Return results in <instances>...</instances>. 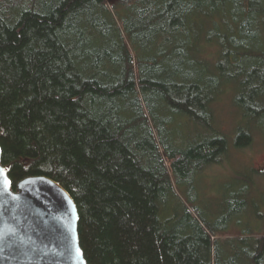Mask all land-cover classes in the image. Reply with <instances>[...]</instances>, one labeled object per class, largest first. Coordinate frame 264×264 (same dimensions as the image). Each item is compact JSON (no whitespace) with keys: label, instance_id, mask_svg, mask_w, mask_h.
<instances>
[{"label":"trees","instance_id":"trees-1","mask_svg":"<svg viewBox=\"0 0 264 264\" xmlns=\"http://www.w3.org/2000/svg\"><path fill=\"white\" fill-rule=\"evenodd\" d=\"M229 82L243 149L264 134V0H0L1 162L13 189L46 176L70 194L88 264H264V217L240 223L250 186L216 218L170 213L173 175L195 185L227 153ZM182 123L201 132L172 137Z\"/></svg>","mask_w":264,"mask_h":264},{"label":"water","instance_id":"water-1","mask_svg":"<svg viewBox=\"0 0 264 264\" xmlns=\"http://www.w3.org/2000/svg\"><path fill=\"white\" fill-rule=\"evenodd\" d=\"M0 169V264H88L78 235L79 214L70 194L46 176L11 186Z\"/></svg>","mask_w":264,"mask_h":264},{"label":"rangeland","instance_id":"rangeland-1","mask_svg":"<svg viewBox=\"0 0 264 264\" xmlns=\"http://www.w3.org/2000/svg\"><path fill=\"white\" fill-rule=\"evenodd\" d=\"M204 46V44L200 46L202 54L214 59L216 55L213 48ZM228 84L227 89L229 91L221 95L215 105L216 119L213 122V125L221 133H224L229 140L227 153L219 163L209 165L200 172L196 177V187L192 185L190 178L178 183L175 180L176 176L173 175L177 198L171 199L170 213L172 216L178 211H183L182 206L185 204L200 217L202 215L205 217L206 215H214L216 218L225 210L226 202L231 193H235L244 186H250L251 199L253 201L258 199L255 208L256 213L251 210L248 215L242 217L240 223L246 222L250 216L253 219L252 224L256 225L258 229L260 222L256 223L255 218H257V214L264 217V134L259 128H255L249 146L243 149L235 147L237 129L243 126L247 119L241 114L243 113L242 109L233 100L238 85L233 82ZM172 128L174 130L172 137L180 134L188 140L198 136L201 132L196 126H187L185 123ZM251 219L249 220L251 221ZM236 222H231L226 235H234L240 232L242 227L238 226Z\"/></svg>","mask_w":264,"mask_h":264},{"label":"snow or ice","instance_id":"snow-or-ice-1","mask_svg":"<svg viewBox=\"0 0 264 264\" xmlns=\"http://www.w3.org/2000/svg\"><path fill=\"white\" fill-rule=\"evenodd\" d=\"M0 178H3V183L4 184H10V181H8L7 179H6V177L4 176V170L3 169H0Z\"/></svg>","mask_w":264,"mask_h":264}]
</instances>
